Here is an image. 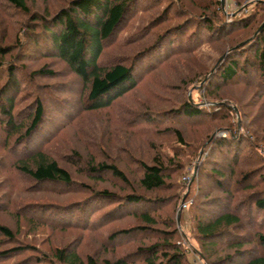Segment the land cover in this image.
Segmentation results:
<instances>
[{
  "label": "trees",
  "instance_id": "trees-1",
  "mask_svg": "<svg viewBox=\"0 0 264 264\" xmlns=\"http://www.w3.org/2000/svg\"><path fill=\"white\" fill-rule=\"evenodd\" d=\"M4 1L13 9L31 16L27 0ZM68 1L52 16L40 18L33 15L34 22L40 19L42 23L39 29L42 37L37 39L39 34H36L34 41L32 37L37 30L29 29L32 31H26L29 35L25 34L23 39L24 43L31 45L32 42L36 46L35 58L45 54L36 45L39 41L43 42L46 50L62 61L81 84L80 99L73 101L67 98L56 102L61 119L69 122L79 112L112 108L152 70L154 58H160L159 63L177 50L181 53L194 51L215 37L230 40V36H235L236 32L249 28L257 15H246L245 12L240 17L233 15L226 22L220 2L206 1L203 12L207 11V15H192L174 30H166L159 35L163 50L156 45L131 62L126 63L118 58L114 63L105 64L101 59L116 35L126 28L136 13L144 12L147 6L139 5V0ZM151 1L155 3L160 0ZM240 3L237 1V4ZM179 10L177 7L174 12L178 13ZM191 28L193 31L187 35ZM18 34L15 35V45L10 46H20H17L20 43ZM24 43L21 44L22 49L25 48ZM10 55V48L1 45L0 69L5 72V79H0V174L6 179L0 181V210L7 209L4 205L9 203L5 199L13 190V183L7 179L9 171H12L10 174H21L27 178V183L35 184L44 192L81 194L67 205L44 204L19 209L16 206L10 212L27 219L26 222L33 228L45 225L62 232L78 230L98 234L102 239L98 250L102 249L105 254L112 252L113 255L119 249L121 254L112 259L107 256L101 259L97 252L82 254L81 244L76 240L62 247H54L52 251H43L38 246L19 241L7 225L0 223V264H188L186 253L178 244V229L172 219L179 196L165 199L156 195V192L170 190L173 185L170 172L174 168L180 170V163L160 153L149 160L140 159L136 163L140 175L136 188H133L118 166V159L110 157L111 153L105 156L98 151L105 159L95 162L90 156L84 162L86 172L97 182H101L106 173L121 183L126 194L119 195L106 189L96 191L77 184L68 169L49 157L47 145L52 132L47 133V128L52 122L44 121L48 114L46 104L33 96L32 103L19 112L15 111L23 82L16 77L19 57L14 55L12 60H7ZM53 75L51 71L37 69L30 77ZM212 83L223 88L243 83L252 87L256 85L259 89L257 84L264 83V28L251 42L226 56L216 76L213 73L207 89L210 87L211 92H219V87H214ZM261 92L264 94V86ZM205 97L214 101L208 92ZM26 98L29 99L30 95ZM232 112L228 105L215 104L206 109L185 101L169 114L171 118L178 116L199 128L210 130V126H216L218 130L227 132L223 137L216 136L210 140L208 157L198 168L196 193L191 197L189 206L191 229L203 259L210 264H264V158L258 148L250 144L248 132L251 121L246 119L245 113H240L246 121L242 128L247 135L238 133L229 121ZM175 132L177 141L184 143L183 134L177 130ZM21 147L23 149L20 150ZM72 154L74 159L81 161V154ZM129 161L133 162L132 159ZM204 181L209 184L205 185ZM245 192L250 193L240 197ZM161 209L166 211V217L157 215ZM127 219L136 220L137 223L114 229V225ZM112 226L114 228L110 230ZM102 229L108 231L104 233Z\"/></svg>",
  "mask_w": 264,
  "mask_h": 264
},
{
  "label": "rangeland",
  "instance_id": "rangeland-1",
  "mask_svg": "<svg viewBox=\"0 0 264 264\" xmlns=\"http://www.w3.org/2000/svg\"><path fill=\"white\" fill-rule=\"evenodd\" d=\"M206 1L212 0H160L155 3H152L151 0H139V5L147 6L146 10L136 13L129 20L126 28L116 35L111 46L105 51L101 62L110 64L118 58L126 63L131 62L137 56L152 48L154 49L156 45L157 47L160 45V50H163L159 35L166 30H174L177 25L192 15H207V11L203 12L204 6L207 4ZM218 1L226 17V22L230 21L233 15L240 17L245 12L246 15L248 13L257 14L256 18L249 28L236 32L235 36H230V40L215 37L194 51L181 53L177 50L174 55L159 63L160 58L158 60L154 58L152 70L144 75L138 85L121 97L112 108L96 112H79L69 122L61 119L62 114L56 102L67 98H71L73 101L80 99L81 84L68 71L69 69L62 61L46 50L43 42L39 41V44L36 45L38 50L40 49L45 54H42L40 58H35L37 57L36 46L34 47L32 42L31 45L24 43L25 40L23 39L25 34L29 35L26 31L32 30H37L32 37L34 41L36 34H39L37 39L42 37L40 35L42 31L39 30L42 23L39 21L40 19L34 22L33 15L40 18L47 15L52 16L59 8L66 6L69 1L27 0L26 3L31 13L29 16L13 9L7 1L0 0V46L10 48L11 55L7 56V58L10 57L7 60H12L14 55L19 57L16 77L17 79L20 77L23 82L22 92L17 98L19 102H17L15 111L19 112L28 103H32L33 96L41 99L42 103L46 104V113H48L44 121L52 122V125L47 128V133L51 134L52 132V136L48 140L50 142L47 145L50 149H48L49 157L58 160L63 168L68 169L77 184L86 185L96 191L106 189L119 195L126 194L123 187L120 186L121 183L106 173L102 176L103 180L97 182L92 180L93 176H89L86 172L87 168L84 162L88 161L90 156L94 158L95 162L102 161L105 158L101 156V152L105 156L111 153L112 156L110 157L115 158V160L118 159V166L124 171L129 184L134 186L133 188H136V180L140 175L136 167V163L140 159L149 160L156 153H160L163 157L180 163L182 167L180 170L176 171L174 168L170 172L171 182L173 181L170 190L156 192V195L165 199L173 195L179 196V201L173 209L174 212H172V219L176 229H178V244L186 253L188 264H210L203 259L198 243L194 240L191 229L192 214L189 206L192 202L191 197L196 193L198 168L208 157L210 140L216 136L223 137L227 135V132L218 130L216 126H210V130L199 128V126H194L178 116L169 117L170 112L185 101L206 109L215 104L228 105L233 110L229 119L232 128L238 133L247 135L242 128L246 121L240 114L245 113L246 119L251 121V130L248 132L250 144L258 148L264 158V94L261 92L264 83L262 85L257 84L259 89L256 88V85L252 87L243 83H236L223 88L214 84L215 79L212 85L219 87V92H215L216 90L211 92L210 87L207 89L210 78L213 73L214 76L217 75V70L220 69L224 58L228 57L233 50L251 42L264 28V0ZM237 1H241V3L237 4ZM177 7L180 10L175 13ZM31 22L34 23L31 24ZM192 31L193 28L188 31L187 35ZM17 32H19L20 41L17 46H20H10V44L15 45ZM126 42L129 44L126 45ZM23 43L25 48L22 49L21 44ZM37 69L51 71L54 75L30 77ZM0 79H5V72L1 69ZM36 89L39 90L36 91ZM71 91L73 92L70 93ZM207 92L214 98V101L207 100L205 97ZM28 94L30 95L29 99L26 98ZM257 107L260 109L257 110ZM176 130L183 134L184 143L177 141ZM208 132V136L204 139ZM116 149H118L117 153L115 152ZM72 152L81 154V161L74 159ZM129 159H132L133 162ZM11 172L9 171L7 179L13 183V190L5 199L9 203L4 205L7 209L0 210V223L7 225L19 241L38 246L43 251H52L54 247H62L70 241L76 240L81 244L80 253L82 254L98 253L101 259L104 256L112 259L121 254L119 249L115 250L113 255L112 252L105 254L102 249L98 250L102 245V239L98 234L93 235L78 230L62 232L63 230H54L45 225H37L33 228L31 224L26 222L27 219L15 216L10 211H14L16 206L19 209L44 204L67 205L74 202L75 197L78 198L82 195L77 196L75 193L59 195L55 191L54 193L44 192L35 187V184L27 183L26 177L18 173L10 174ZM186 176L189 177V182L183 180ZM2 179L5 180L6 176L0 174V181ZM203 183L209 184L205 181ZM249 193L245 192L240 197L243 198ZM2 203L4 204V202ZM184 203H186V208L181 209L179 213L180 207ZM106 210L107 208L103 211ZM165 212L164 209H161L157 215L166 217ZM120 223L114 225L115 228L112 226L109 229L126 227L136 224L137 221L127 219ZM101 231L105 233L108 229ZM149 241L153 240L150 239Z\"/></svg>",
  "mask_w": 264,
  "mask_h": 264
},
{
  "label": "built area",
  "instance_id": "built-area-1",
  "mask_svg": "<svg viewBox=\"0 0 264 264\" xmlns=\"http://www.w3.org/2000/svg\"><path fill=\"white\" fill-rule=\"evenodd\" d=\"M183 180L186 181V182H189V177L186 176V177L183 178ZM183 208L184 209L186 208V203L182 204L181 209H183Z\"/></svg>",
  "mask_w": 264,
  "mask_h": 264
},
{
  "label": "water",
  "instance_id": "water-1",
  "mask_svg": "<svg viewBox=\"0 0 264 264\" xmlns=\"http://www.w3.org/2000/svg\"><path fill=\"white\" fill-rule=\"evenodd\" d=\"M180 212H181V207H180V211H179V213H180ZM179 213H178V214H179Z\"/></svg>",
  "mask_w": 264,
  "mask_h": 264
}]
</instances>
